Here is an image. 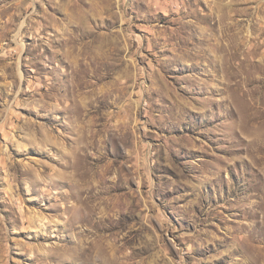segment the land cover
Masks as SVG:
<instances>
[{
    "label": "rangeland",
    "instance_id": "rangeland-1",
    "mask_svg": "<svg viewBox=\"0 0 264 264\" xmlns=\"http://www.w3.org/2000/svg\"><path fill=\"white\" fill-rule=\"evenodd\" d=\"M0 264H264V0H0Z\"/></svg>",
    "mask_w": 264,
    "mask_h": 264
}]
</instances>
